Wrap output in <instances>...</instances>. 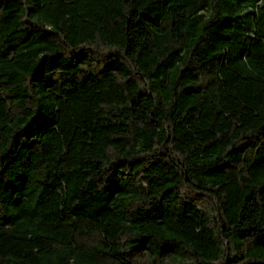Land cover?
Here are the masks:
<instances>
[{"label": "trees", "instance_id": "16d2710c", "mask_svg": "<svg viewBox=\"0 0 264 264\" xmlns=\"http://www.w3.org/2000/svg\"><path fill=\"white\" fill-rule=\"evenodd\" d=\"M0 264H264V0H0Z\"/></svg>", "mask_w": 264, "mask_h": 264}]
</instances>
